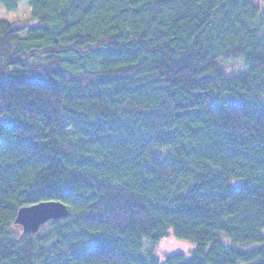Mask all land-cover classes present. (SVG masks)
Wrapping results in <instances>:
<instances>
[{
	"label": "trees",
	"instance_id": "trees-1",
	"mask_svg": "<svg viewBox=\"0 0 264 264\" xmlns=\"http://www.w3.org/2000/svg\"><path fill=\"white\" fill-rule=\"evenodd\" d=\"M24 1L32 24L0 18V264H264V1ZM49 200L67 216L15 224ZM170 233L192 248L160 260Z\"/></svg>",
	"mask_w": 264,
	"mask_h": 264
},
{
	"label": "rangeland",
	"instance_id": "rangeland-1",
	"mask_svg": "<svg viewBox=\"0 0 264 264\" xmlns=\"http://www.w3.org/2000/svg\"><path fill=\"white\" fill-rule=\"evenodd\" d=\"M29 17H30L29 7L27 6L24 0L19 2L17 10L15 12H6L0 6V18L12 22L17 26H25L32 24V22L29 20ZM238 69L239 68L236 65H231L230 68L227 69V71L229 70L237 71ZM263 234H264V229H263ZM149 246L150 245H146V248H148ZM191 248L192 245L190 243L176 239L172 235H168L167 237H164L161 240H159L154 245L153 253L155 257L162 260L163 257L173 252H182L187 255L190 252Z\"/></svg>",
	"mask_w": 264,
	"mask_h": 264
},
{
	"label": "water",
	"instance_id": "water-1",
	"mask_svg": "<svg viewBox=\"0 0 264 264\" xmlns=\"http://www.w3.org/2000/svg\"><path fill=\"white\" fill-rule=\"evenodd\" d=\"M67 206L57 200L41 201L18 209L15 224L22 228L24 233L36 232L39 227L51 219L67 216Z\"/></svg>",
	"mask_w": 264,
	"mask_h": 264
},
{
	"label": "bare ground",
	"instance_id": "bare-ground-1",
	"mask_svg": "<svg viewBox=\"0 0 264 264\" xmlns=\"http://www.w3.org/2000/svg\"><path fill=\"white\" fill-rule=\"evenodd\" d=\"M169 235H172L171 233ZM173 236V235H172ZM167 237V236H166ZM174 253V252H173ZM171 254V253H170Z\"/></svg>",
	"mask_w": 264,
	"mask_h": 264
}]
</instances>
